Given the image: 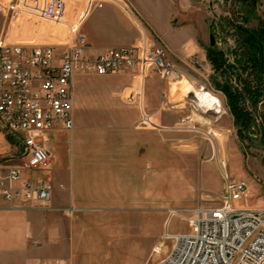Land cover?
I'll list each match as a JSON object with an SVG mask.
<instances>
[{
  "label": "rangeland",
  "instance_id": "374dc122",
  "mask_svg": "<svg viewBox=\"0 0 264 264\" xmlns=\"http://www.w3.org/2000/svg\"><path fill=\"white\" fill-rule=\"evenodd\" d=\"M10 1L0 6L1 40L28 45L58 44L66 40L68 26L31 15L14 17L5 8ZM179 3V13L170 22L160 23L159 30L147 25L148 36L156 45L166 49L176 75L165 77L150 71L146 76L158 79L154 89L159 96L160 117H149L144 123L141 122L142 115L136 126L158 131L160 140L164 139V148L161 143L158 147L150 146L147 165L149 193H131L127 198L128 210L123 211L118 205L111 214V223L114 219L117 226L116 237H128L132 244L134 238L142 242L136 258L131 256L126 262L115 264H158L171 249V242L164 239L166 232L190 230L189 225L179 218L172 219L167 226L168 211L220 206L224 193L210 191L217 180L219 185L223 182L225 186L224 174L248 185L250 191L243 206H264V75L263 81L258 83L252 68L243 71L236 63L242 45L237 27L255 30L264 27V0H179ZM88 15L81 24L82 32ZM211 35L215 42L213 46ZM212 50L223 55L210 54ZM212 57L225 59L226 65L216 67L217 62ZM228 64L238 66L229 69ZM238 75H242L246 82ZM224 85L229 86V91L241 94L239 103L243 122L237 121L226 91L222 89ZM245 85L247 89H244ZM109 86L103 82L90 84L97 95ZM186 86L210 92L221 100L223 111L215 114L202 108L193 94L184 91ZM202 87L208 91L201 90ZM89 110L85 116L83 109H79L80 115L77 109L74 110L75 136L71 141L69 135L64 134L63 140H67L63 146L64 156L67 149H73L79 143L77 134L83 131V127H101L107 133L113 128L110 118L99 115L100 109L92 106ZM12 147L10 135L0 131V155L8 154ZM47 147H51L50 142ZM162 158L164 164L156 165ZM62 161L42 175L49 176L52 181L55 170L63 177L69 175L71 163L66 166L65 160ZM142 169L145 175V167ZM161 172L164 176L158 181L156 175ZM256 191L259 195L252 196Z\"/></svg>",
  "mask_w": 264,
  "mask_h": 264
},
{
  "label": "crops",
  "instance_id": "0c3cea01",
  "mask_svg": "<svg viewBox=\"0 0 264 264\" xmlns=\"http://www.w3.org/2000/svg\"><path fill=\"white\" fill-rule=\"evenodd\" d=\"M7 1L10 0H0V6ZM85 3L71 0V17ZM179 4V0H97L83 24L88 52L96 55L110 48L131 47L144 42V35L149 45H156L148 36L147 25L159 30L160 23L170 22L179 13ZM145 78L136 68L124 75L75 76L74 110L80 115L79 109H83L85 116L90 107L98 108L99 115L112 120L113 128L107 133L101 127H83L77 134L79 143L67 149L65 156L64 134L72 141L74 131L49 134L51 168L64 159L66 166L71 163V171L64 177L53 171L54 181L45 176L53 185L52 201L47 207L12 209L0 193V264H115L140 253L142 242L138 238L132 244L128 237H116L117 226L114 219L111 223V214L118 205L121 210H128L131 193H149L150 146L161 143L164 148L158 131L136 126L143 113L160 117L159 96L154 89L158 79ZM92 82L110 86L97 95L90 88ZM163 164V158L156 162ZM156 176L160 181L164 174ZM210 192L224 193V183L219 185L217 180ZM255 195L259 192L252 193Z\"/></svg>",
  "mask_w": 264,
  "mask_h": 264
},
{
  "label": "built area",
  "instance_id": "2783aa9c",
  "mask_svg": "<svg viewBox=\"0 0 264 264\" xmlns=\"http://www.w3.org/2000/svg\"><path fill=\"white\" fill-rule=\"evenodd\" d=\"M96 1L87 0L74 18L71 0H11L5 7L14 17L31 15L69 27L66 40L58 44L0 39V131H6L13 143L8 154L0 155V193L12 209L47 207L52 201V182L41 175L51 170L47 142L49 134L75 128L76 75H119L134 68L143 77L150 71L165 77L176 73L166 49L149 45L146 35L137 45L90 54L80 27ZM148 118L143 113L141 122ZM224 175L220 206L168 211L167 226L179 218L190 230L166 232L164 239L172 245L158 264H264V208L243 206L248 196L246 182Z\"/></svg>",
  "mask_w": 264,
  "mask_h": 264
},
{
  "label": "trees",
  "instance_id": "16d2710c",
  "mask_svg": "<svg viewBox=\"0 0 264 264\" xmlns=\"http://www.w3.org/2000/svg\"><path fill=\"white\" fill-rule=\"evenodd\" d=\"M238 34L242 37L241 42L242 45L240 47L241 55H239L238 59H236V63H238L243 71L246 69L252 68L255 76L257 77L258 83H261L263 81V75H264V27L255 30V29H248L246 27L240 26L237 27ZM223 55L222 52H215L211 51L210 54ZM215 62H217L215 65L216 67L221 68L223 65H226L225 59L220 58H214ZM228 68L235 69V66L233 64H228ZM238 68V67H237ZM262 77V78H261ZM238 78L240 80H243L242 75H238ZM243 82H246V80H243ZM228 84V83H227ZM224 91H226V94L228 96L230 107L235 114V117L237 121L243 122V116L241 114V106L239 103V97L241 94L237 93L236 91H229V86L224 85L222 87ZM244 89H247V86H244Z\"/></svg>",
  "mask_w": 264,
  "mask_h": 264
},
{
  "label": "bare ground",
  "instance_id": "6f19581e",
  "mask_svg": "<svg viewBox=\"0 0 264 264\" xmlns=\"http://www.w3.org/2000/svg\"><path fill=\"white\" fill-rule=\"evenodd\" d=\"M184 91L193 94L196 103L205 110L213 112L215 114H219L223 111L221 100L216 98L210 92L200 91L193 88L192 86H186L184 88Z\"/></svg>",
  "mask_w": 264,
  "mask_h": 264
},
{
  "label": "water",
  "instance_id": "95a60500",
  "mask_svg": "<svg viewBox=\"0 0 264 264\" xmlns=\"http://www.w3.org/2000/svg\"><path fill=\"white\" fill-rule=\"evenodd\" d=\"M211 45L213 46L215 44L213 35L210 36Z\"/></svg>",
  "mask_w": 264,
  "mask_h": 264
}]
</instances>
